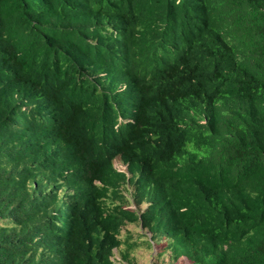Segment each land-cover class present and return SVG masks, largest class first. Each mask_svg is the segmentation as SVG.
<instances>
[{"label": "trees", "instance_id": "16d2710c", "mask_svg": "<svg viewBox=\"0 0 264 264\" xmlns=\"http://www.w3.org/2000/svg\"><path fill=\"white\" fill-rule=\"evenodd\" d=\"M223 1L0 0V264H264V0Z\"/></svg>", "mask_w": 264, "mask_h": 264}, {"label": "rangeland", "instance_id": "374dc122", "mask_svg": "<svg viewBox=\"0 0 264 264\" xmlns=\"http://www.w3.org/2000/svg\"><path fill=\"white\" fill-rule=\"evenodd\" d=\"M119 161L118 158H115L113 162L114 166L124 169L125 166L122 168ZM129 206H133V204L130 203ZM146 206V203L141 204V210H144ZM120 234L123 239L129 234L130 241H135V248L131 251V257L136 264H191L184 257L172 258L169 250L164 251L160 255L162 244H164L163 239L157 245L153 244L152 247H149L146 242L149 240L150 233L145 229L142 230L139 225L127 224L121 229ZM122 250H124V245L114 250V257L118 259Z\"/></svg>", "mask_w": 264, "mask_h": 264}, {"label": "clouds", "instance_id": "9594fccd", "mask_svg": "<svg viewBox=\"0 0 264 264\" xmlns=\"http://www.w3.org/2000/svg\"><path fill=\"white\" fill-rule=\"evenodd\" d=\"M212 1L217 3V2H221L222 0H212ZM226 1L227 0H224L223 2L226 3ZM176 2H179V0H176ZM240 3H241V7L244 8L247 11V13L253 11V13H255L257 16H259L257 13V10L255 9V7L253 5L254 4L253 0H240ZM163 40H164V38L158 44L152 43V47L154 49L153 50V52H154L153 57L155 56L157 59H160L162 61L161 62L162 67H166V66H170V65L175 64V62L178 58V55H179V50H178L176 44L170 45L169 42L163 43ZM117 59H119V56ZM201 106L203 108H205L204 104H201ZM113 162H114V160H113ZM121 171L126 172V165H125V168L122 169Z\"/></svg>", "mask_w": 264, "mask_h": 264}, {"label": "bare ground", "instance_id": "6f19581e", "mask_svg": "<svg viewBox=\"0 0 264 264\" xmlns=\"http://www.w3.org/2000/svg\"><path fill=\"white\" fill-rule=\"evenodd\" d=\"M121 38L123 37V36H120ZM53 91V90H52ZM39 94V93H38ZM205 110H206V108H204ZM126 118V117H125ZM199 122L201 123V124H205L206 123V119H205V117H202L200 120H199ZM202 142V141H201ZM201 142H199V144L201 143ZM120 163L119 164H121L120 166H122V168L125 166V163H123L122 161H119ZM114 168L116 169V170H118V171H121L122 169L121 168H119L118 166H114ZM127 225V224H126ZM125 225V226H126ZM148 232V231H147ZM144 233V232H143ZM150 233V232H149ZM150 237H151V233H150V236H149V240L148 241H150ZM160 242V241H159ZM154 244V243H153ZM157 245V244H156Z\"/></svg>", "mask_w": 264, "mask_h": 264}]
</instances>
